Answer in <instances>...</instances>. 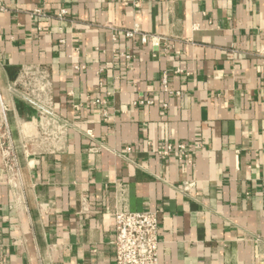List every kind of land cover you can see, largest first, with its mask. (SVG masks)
<instances>
[{
    "label": "crops",
    "instance_id": "crops-1",
    "mask_svg": "<svg viewBox=\"0 0 264 264\" xmlns=\"http://www.w3.org/2000/svg\"><path fill=\"white\" fill-rule=\"evenodd\" d=\"M1 7L0 264H114V214L147 211L159 264H264V0ZM24 66L51 81L47 136L7 89Z\"/></svg>",
    "mask_w": 264,
    "mask_h": 264
},
{
    "label": "built area",
    "instance_id": "built-area-1",
    "mask_svg": "<svg viewBox=\"0 0 264 264\" xmlns=\"http://www.w3.org/2000/svg\"><path fill=\"white\" fill-rule=\"evenodd\" d=\"M145 0H121L124 6L139 8ZM4 9L1 7L0 11ZM37 19L48 20L47 15L40 11H34ZM66 15L65 11H60L58 19L62 20ZM122 34L127 39L138 36L140 44L151 43L159 46V39L138 33L136 30L123 31ZM259 56L264 57V39ZM165 92H168L166 81L162 80ZM8 91L20 102L28 106L35 112L39 121L41 134L47 136V130L57 127L60 119L55 115L51 106V81L47 71L39 66H24L20 69L18 76L7 84ZM93 104H102L96 100ZM142 104V103H140ZM44 121V125L41 123ZM59 127V125H58ZM5 135L3 134L2 139ZM7 139V138H6ZM3 148V146H1ZM188 149L185 145L167 144L157 148V154L162 157L178 155L180 159L189 162ZM3 158L6 159L8 150H3ZM190 163V162H189ZM188 186L182 191H187ZM264 197V192H263ZM114 240L112 248L114 251V264H159V242H158V218L156 212H116L114 214Z\"/></svg>",
    "mask_w": 264,
    "mask_h": 264
}]
</instances>
